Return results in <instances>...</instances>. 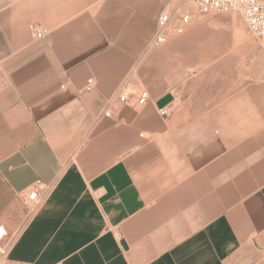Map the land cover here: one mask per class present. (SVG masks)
I'll return each instance as SVG.
<instances>
[{
    "label": "crops",
    "instance_id": "0c3cea01",
    "mask_svg": "<svg viewBox=\"0 0 264 264\" xmlns=\"http://www.w3.org/2000/svg\"><path fill=\"white\" fill-rule=\"evenodd\" d=\"M183 2L0 0L4 264H264V79L188 78L195 25L147 48Z\"/></svg>",
    "mask_w": 264,
    "mask_h": 264
},
{
    "label": "rangeland",
    "instance_id": "374dc122",
    "mask_svg": "<svg viewBox=\"0 0 264 264\" xmlns=\"http://www.w3.org/2000/svg\"><path fill=\"white\" fill-rule=\"evenodd\" d=\"M181 7L191 10L185 2ZM193 25L197 61L187 59L188 78H192L196 72L199 74L202 68L218 67L233 73L228 76L240 86L264 79V56L259 42L255 36L248 33L239 15H197L183 33L173 37L186 35Z\"/></svg>",
    "mask_w": 264,
    "mask_h": 264
},
{
    "label": "built area",
    "instance_id": "2783aa9c",
    "mask_svg": "<svg viewBox=\"0 0 264 264\" xmlns=\"http://www.w3.org/2000/svg\"><path fill=\"white\" fill-rule=\"evenodd\" d=\"M193 7L195 14L188 9H178L173 12H161L157 19V27L154 37L148 43L147 48L158 49L174 35L183 33L185 28L195 20L197 15L215 16L218 14H236L242 18L248 33L255 36L259 42L260 49L264 56V0H183ZM30 35L36 40H42L48 35V31L40 26L31 24L29 26ZM93 88L92 79H88L83 91H91ZM132 81L129 77L123 79L117 89V100L119 103L131 102L134 93L130 92ZM148 99L146 91L140 93L136 99L137 106H143ZM110 112L104 115L109 116ZM161 117L169 114V110L163 108L159 111ZM37 184V183H36ZM35 184V185H36ZM21 201L28 208H36L42 198L37 196L36 187L28 194H21ZM6 237L5 230L0 227V253L4 255L1 242ZM0 264H4L0 260Z\"/></svg>",
    "mask_w": 264,
    "mask_h": 264
},
{
    "label": "water",
    "instance_id": "95a60500",
    "mask_svg": "<svg viewBox=\"0 0 264 264\" xmlns=\"http://www.w3.org/2000/svg\"><path fill=\"white\" fill-rule=\"evenodd\" d=\"M123 247L125 248L124 244L122 243Z\"/></svg>",
    "mask_w": 264,
    "mask_h": 264
}]
</instances>
